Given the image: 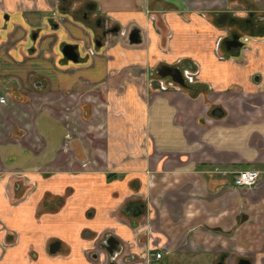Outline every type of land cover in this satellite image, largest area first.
I'll return each instance as SVG.
<instances>
[{"label":"crops","instance_id":"0c3cea01","mask_svg":"<svg viewBox=\"0 0 264 264\" xmlns=\"http://www.w3.org/2000/svg\"><path fill=\"white\" fill-rule=\"evenodd\" d=\"M58 1L0 0V264H264V40L219 46L236 29L214 18L236 3ZM86 5L140 43L95 47L71 12ZM162 64L193 83L144 80ZM244 169L258 172L245 190Z\"/></svg>","mask_w":264,"mask_h":264},{"label":"flooded vegetation","instance_id":"af4514ba","mask_svg":"<svg viewBox=\"0 0 264 264\" xmlns=\"http://www.w3.org/2000/svg\"><path fill=\"white\" fill-rule=\"evenodd\" d=\"M255 1L257 2L256 9H250L249 8V9L241 10L242 14L239 16V18L244 21V24L242 27H240V30L239 31H236V30L226 31L225 37L223 39H220L219 42L222 44L223 48H225V42L227 40H231L232 35H237V40L241 43L240 47L243 44L248 43L249 39H251V38L249 35L248 36L243 35L246 31H251V32H253V34L259 35L260 36L259 38H262V40H264V0H255ZM58 2L60 3V5L58 6L59 12H66L67 1L66 0H59ZM89 7L90 6L86 5V6H83L82 10H80V11L72 9L71 12H76L75 15H78L80 19L86 21L90 26H92L94 28L95 33H94L92 41H93V44L95 47H99L101 45L102 39L106 35H109L111 33L114 37L113 44H115L119 39H124L126 42V36H127L128 32H126V33L122 32L121 29L117 25H115V26L113 25V26H109V27H103V25L100 24V19L98 17H95L92 20L88 19L87 13L90 12ZM236 16L237 15H231L230 16V15L226 14L225 12H220V13H217V15L215 16L214 19L217 23H228L229 21L232 22L233 21L232 19L235 18ZM113 44H111V46ZM126 45L131 46L127 42H126ZM240 47H238V48H240ZM238 48H229V49L225 48V49L226 50H233L234 52H236L238 50ZM77 54H78V61H79L80 56H79L78 52H77ZM193 65L194 64L191 62L190 66H193ZM183 69L192 70L191 68L182 67L180 69V71H182ZM182 80H183L184 85L193 83V82L192 83L187 82L183 77H182ZM176 85L178 87H180L178 84H176ZM128 205H129V203L127 205H125L124 209H122V210L125 212L128 211L130 213V211L128 209H126V207ZM96 238L97 239L100 238V234H96L94 236V239H96ZM96 255H98V254L96 253ZM107 259H108V256H107Z\"/></svg>","mask_w":264,"mask_h":264},{"label":"water","instance_id":"95a60500","mask_svg":"<svg viewBox=\"0 0 264 264\" xmlns=\"http://www.w3.org/2000/svg\"><path fill=\"white\" fill-rule=\"evenodd\" d=\"M140 40L141 39H140V34H139L138 28H136L134 26L131 27L128 30V33L126 36V42L130 45H134V44L140 43ZM240 44L241 43L237 40V35H232L231 40H227L225 42V48L226 49L238 48V47H240ZM75 49H76L75 45L65 43L61 46L60 51H61L62 55L67 60H69L71 62H77L78 61V54H77ZM156 72L159 76L168 77V78H170L171 81L178 84L179 86H184V83H183V80L181 77V72L177 68L166 65V64L165 65L162 64L157 69ZM212 114L218 116L221 114V111L219 108H214L212 111ZM126 209H128L130 211V215H132V216H137L140 214V206L135 202H130L129 205L126 207ZM104 249L107 252L111 253L110 248L104 246ZM50 250L53 251L54 247L51 246ZM109 264H115V263L113 261H110ZM218 264H223V263L219 262ZM236 264H248V262L241 259Z\"/></svg>","mask_w":264,"mask_h":264},{"label":"built area","instance_id":"2783aa9c","mask_svg":"<svg viewBox=\"0 0 264 264\" xmlns=\"http://www.w3.org/2000/svg\"><path fill=\"white\" fill-rule=\"evenodd\" d=\"M194 67V66H193ZM151 72V68L150 69H147L146 73L147 75L149 76ZM196 74V71L194 70H187V69H183L181 71V76L189 83H192L193 80H194V76ZM146 75V77H147ZM160 89L163 88V83L162 81H160ZM163 84V85H162ZM165 87V86H164ZM175 89H178L177 85L176 86H173ZM5 102V97L4 95H0V103H4ZM258 178V172L254 169H244V170H241V171H238L235 176L233 177L232 179V184L234 186H237V187H240V188H243V189H248L250 188L253 184H255L256 180ZM148 250V253L154 257V259H158L161 255V253L159 251H156L154 253H150V251L154 250V248L152 247H148L146 248V251ZM146 260H147V257H145Z\"/></svg>","mask_w":264,"mask_h":264},{"label":"rangeland","instance_id":"374dc122","mask_svg":"<svg viewBox=\"0 0 264 264\" xmlns=\"http://www.w3.org/2000/svg\"><path fill=\"white\" fill-rule=\"evenodd\" d=\"M71 1L72 0H70V3H71ZM233 2H235L236 4L234 5L235 7H236V11H238V10H243L244 8L245 9H256V5H257V2L255 1V0H241L240 2H239V0H232ZM238 3H242V5H243V7L242 8H240L239 6H238ZM74 4H75V2H74ZM74 4H72V5H74ZM71 5V6H72ZM220 13V12H219ZM239 15L240 14H242L241 12H237ZM203 13H202V17H203ZM228 15H230V14H228ZM231 16V15H230ZM234 17V16H233ZM235 18H239V17H235ZM223 24H226V23H220V25H223ZM227 30V29H226ZM224 31H225V29H224ZM124 35V34H123ZM253 35V34H252ZM26 38V37H25ZM112 40L110 41V42H112L113 40H114V37H112L111 38ZM120 41H122V43L125 45V46H127L126 45V42H125V40L124 39H121ZM119 41V42H120ZM221 44V43H220ZM136 45H138V44H136ZM149 68V67H148ZM143 69V68H142ZM145 70L147 71V69L145 68ZM144 69H143V74H144V77L143 78H145L144 80H147V78H146V71H145ZM156 69H151V72H150V74H149V79H150V81L152 82L153 80H155L154 82H155V85H157V87L158 88H160V81L159 80H161V78H159V75L156 73V71H155ZM126 76V75H125ZM122 77H124V75H122ZM120 78H121V74H120ZM159 79V80H158ZM151 82H150V84H151ZM154 82H152V83H154ZM147 83V82H146ZM163 84V88H161V90H165V89H167L168 87H169V85H167L166 84V82L165 81H163L162 82ZM165 86V87H164ZM170 86H176V84L175 83H171V85ZM178 87V86H177ZM15 89V88H14ZM178 89H179V87H178ZM12 91H13V89H12ZM16 91V90H15ZM14 93V92H13ZM16 94H17V91H16ZM19 94H17V99H19V96H18ZM257 181V180H256ZM256 183V182H255ZM255 184H253L251 187H253ZM250 187V188H251ZM243 189V188H242ZM246 189V188H245ZM244 189V190H245ZM249 189V188H248ZM161 256V255H160ZM145 257H147V260L149 261L150 259H152V256L148 253V250L147 251H145ZM154 258V257H153ZM159 259V258H158ZM108 260H109V258H108ZM220 260V259H219ZM225 260V259H224ZM218 262H222L223 263V261L222 260H220V261H218ZM217 262V263H218Z\"/></svg>","mask_w":264,"mask_h":264},{"label":"trees","instance_id":"16d2710c","mask_svg":"<svg viewBox=\"0 0 264 264\" xmlns=\"http://www.w3.org/2000/svg\"><path fill=\"white\" fill-rule=\"evenodd\" d=\"M232 18H233V17H232ZM232 20H233L232 22L229 21V22L226 23V24L231 25V26H232V25L235 26L236 31H239V30H240V27L243 26L244 21H243L242 19H240V18H233ZM245 33H248V34H250V35L253 34V32H251V31H246ZM219 46L222 47V44H219ZM222 48H223V47H222Z\"/></svg>","mask_w":264,"mask_h":264},{"label":"bare ground","instance_id":"6f19581e","mask_svg":"<svg viewBox=\"0 0 264 264\" xmlns=\"http://www.w3.org/2000/svg\"><path fill=\"white\" fill-rule=\"evenodd\" d=\"M134 45H136V44H134ZM160 77V76H159Z\"/></svg>","mask_w":264,"mask_h":264}]
</instances>
